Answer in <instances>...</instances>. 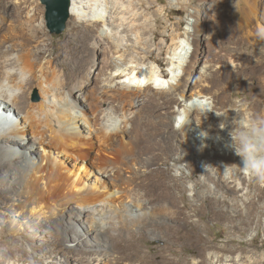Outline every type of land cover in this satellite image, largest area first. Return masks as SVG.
I'll return each mask as SVG.
<instances>
[{"label": "bare ground", "instance_id": "6f19581e", "mask_svg": "<svg viewBox=\"0 0 264 264\" xmlns=\"http://www.w3.org/2000/svg\"><path fill=\"white\" fill-rule=\"evenodd\" d=\"M10 2L11 0H7L5 4ZM77 2L78 0H72L71 17L75 26H82V46L75 44L67 51H64V47L63 50H56V47L55 50L51 49L48 43L30 47L33 42L39 40V34L45 30L42 23L39 26L19 28L16 34L9 36L8 45L0 43V199L4 200L2 196L5 191L9 194V198H16L17 194L12 184L18 186L22 183L28 188L31 184L38 183L43 173L56 180L59 185L67 181L72 183L75 189L64 186L65 191L61 196L63 204L71 205L74 202L72 208L77 218H81L82 214L87 212L89 218L86 222L98 236L103 238L98 237L96 242H89L77 232L76 239L82 240L78 246L80 241L72 239L74 243L69 244L62 236L59 237L55 241L56 246L52 255L57 257L56 253L61 254L65 262L78 257L76 264H221L219 262L225 257L224 253L234 252L235 248L226 244L221 249L224 253L213 251L210 253L212 258L206 257L205 250L210 243L204 234L207 226L202 223V218L203 216L222 218L229 222L236 220L239 215L229 209L231 207L229 195L223 191L219 194V190L222 187L233 189L232 183L242 185L247 173L256 175V178L260 177L256 174L258 170L262 172L261 177L264 178V112H259L254 105L242 110V114L228 108L227 103L222 99L226 90L215 79L226 70L224 61L203 65L200 68L203 75L197 79L196 71L203 39L201 31L196 27L195 48L189 62L183 67L184 75L177 85L172 84L169 90H162L157 89L153 84L142 86L141 80L137 85L121 80L124 77L131 79L136 68L131 67L128 72L126 70L113 72L118 67V60L114 55L112 60H101L102 66L97 64L101 59L99 53L103 48L116 51L118 45L111 41L107 31L103 32L98 26L101 22L107 23L103 13L95 17L94 22L90 24L79 23L82 13ZM13 3L19 5L20 2L14 0ZM99 7V9L103 8L102 5ZM201 14L203 15V9L198 5L196 16H202ZM155 33L157 37L158 33L156 31ZM237 36L251 39V43L254 44L264 40L257 31H242ZM67 41L72 43L70 38ZM180 45L182 43L176 46L175 51ZM214 45L217 49L221 48L218 42H214ZM235 49L233 46L230 51L228 50L227 58L233 71L240 74L244 63L240 61ZM47 52L51 59L56 53L59 56L61 53L68 56L67 60L72 64L71 80L67 78L68 71L65 77L51 74L49 59H46ZM255 55H260L259 61L264 62V45L260 47L259 44L257 50L254 48L245 52L250 62L255 60ZM146 57L148 60L158 61L152 52ZM146 73L150 79L157 76L152 69L147 70ZM137 77L134 75L133 78ZM34 82L41 89L42 101L39 103L31 101L29 97ZM255 83V81L248 82L246 89L250 92H247L246 97L249 96L248 99L252 98V100L256 98L260 102V97L264 94V84L258 86ZM79 91L82 100L79 96L77 98ZM106 94L115 98L112 104L110 101L107 105L109 100L104 98ZM179 95L184 99H180ZM206 95H210L213 100L209 107L190 104L191 98ZM83 101L95 108L93 115H89L88 106ZM173 102H176L179 109L175 106L171 109L170 105ZM104 103L106 106L100 108L99 106ZM149 107H157L158 110L154 113L155 110L152 109L147 113ZM181 109L186 112V116L177 129L174 124ZM225 117L236 118L227 125ZM81 120L88 131L84 132L83 126L79 124ZM112 120L113 122L110 123ZM143 120L155 129L148 131L150 132L148 135L139 133L136 142L141 143L153 136L160 137L158 141L152 143L154 152L150 151V155L143 158L145 163H141L145 164V178L140 181L143 189L129 191L125 187L124 190H120L122 185L118 186L119 190L115 192L116 199H113L114 195H104L101 190L91 191L86 188L78 178L77 172H74L70 179L55 165L52 166L48 162H32L31 153L28 152V148L34 147L35 144H40L41 147L50 145L58 150L57 156H74L77 160L82 156L81 158H90L93 161L91 152L96 146L92 142L93 134L97 136L99 145L103 148L108 146L106 144L109 141L127 134L131 124L137 123L144 127ZM136 132L138 134V131ZM179 134L185 137L184 142L190 148H197L196 150L200 151L195 160L203 164L206 179H211L208 172L218 175L214 182L216 190L214 193L208 194L203 183L197 181L195 185L198 186V191L193 197L187 196L186 177L195 178L200 165L195 167L194 163L185 157V149L176 147L175 139ZM85 147L92 149L89 151L84 149ZM143 148L134 153L136 154L134 156L144 153ZM102 153L101 151L100 155L97 153V160L93 162L100 170L98 181L104 183L105 187L109 183L108 178L114 183L112 180L123 173H120L123 170L122 162L127 163L128 157L126 156V161H122L121 152H114L111 156H104ZM42 155H45V152ZM200 155H204L207 160L204 161ZM171 159L176 162L186 161L190 171L186 174L185 167L174 168L169 163ZM135 161L139 163L138 160ZM88 168L93 169L89 164ZM220 181L223 182L222 185ZM59 185L58 187L62 186ZM58 187L55 191L60 194ZM242 191H244L243 186L239 187L238 192ZM257 194L259 198L264 199V186L259 187ZM198 200L202 203H198ZM245 207L247 221L256 219L258 203L252 202ZM43 208H34V213L42 219L48 213L45 214L47 210ZM194 215L200 218L193 219ZM64 226V224L60 226V231L63 236H67ZM233 226L235 225L232 224L231 228ZM228 239L230 242L234 241L233 237ZM144 241L152 244L149 250L144 249L142 244ZM8 251L0 249V264H5L6 258L10 256ZM186 252L199 256L200 259L192 261ZM229 258L231 264H240L242 259L241 256ZM20 259H25V256L20 255L15 264H19ZM256 263V261L251 262V264ZM39 264H45L44 260H40ZM53 264L61 263L54 261Z\"/></svg>", "mask_w": 264, "mask_h": 264}, {"label": "rangeland", "instance_id": "374dc122", "mask_svg": "<svg viewBox=\"0 0 264 264\" xmlns=\"http://www.w3.org/2000/svg\"><path fill=\"white\" fill-rule=\"evenodd\" d=\"M6 1L7 0H3L0 2V43L8 45L10 42L9 36L16 34L19 28L23 29L29 26H39L40 23H42L45 30L39 34V40L33 42L30 47L34 48L40 43H48L51 49L54 48L55 50L56 47V50H63L64 47V51H67V49L74 47L75 44H80V46L83 45L81 39L83 36V32H81L82 26H75L74 19L71 16L63 32L52 33L47 27L45 20L46 8L40 0H19V5L14 4V0H11V2L6 5ZM77 4L82 13L79 18V23L90 24L94 22L95 17L103 13L107 23L104 24L101 22L98 26L103 32L107 31L111 41L118 45L116 51H109L108 48H103V51L99 53L101 59L97 64L99 63V65L102 66L103 64L100 63L101 60H112V56L114 55L118 60V67L116 70L114 69L113 72H120L122 70L128 72L129 68H136L134 69L135 73L132 75L131 79L124 77L121 80L136 85L137 82L141 80L140 83L142 86L153 84L157 89L159 88L162 90H169L172 84L177 85L184 75L183 67L189 62L195 48L194 33L196 27L201 31V38L203 39V43L201 44V55L196 71L197 79L203 75L202 70H200L203 65L215 63L216 61H224L226 70L221 73L223 75L220 74L216 76L215 79L216 82L226 90L222 99L227 103L228 108L234 109L239 114H242V110L254 105L259 112H264V94L260 97V102H258L256 98L252 100V98L248 99L249 96L246 97L247 92H250V90L246 89L248 82L255 81V85L257 84L258 86L264 84V62L261 60L259 61L258 58L260 55H255V60L252 62L245 56L246 51H252L254 48L257 50L259 44L260 47L264 45V40H261L262 43H260V41L259 44H254L251 43V39L237 36L239 33H242V31H257L260 36L264 37V0H78ZM99 5H102L104 9H99ZM198 5L203 9L202 16H196V7ZM210 7L211 9H209ZM107 18H109L108 21ZM155 31L158 33L157 37ZM68 38L72 40V43L71 41H67ZM214 42H218L221 48L217 49ZM181 43L182 45L175 51L176 46ZM160 44L163 46H160ZM233 46L236 48L235 50L240 61L244 63L240 74L233 71L227 58V52L228 50L230 51ZM151 52L158 58V61L147 59L146 56ZM64 53L61 54L64 56ZM48 54L49 52L46 54V59H49L48 64L51 74H58L65 77V73L68 71L69 74L67 78L71 80L72 64H70V60H67L68 56L63 57L61 54L59 56V54L56 53L57 55L55 54V57L53 56L51 59ZM90 59L91 58H89V60ZM149 69L155 71L157 76L150 79L146 75ZM134 75L138 77L133 78ZM39 87L40 86L34 82L29 91L30 100L33 102L39 103L42 101L41 89ZM78 96L79 99L82 100L80 91L77 93V98ZM104 98L109 100L107 101V105L110 101L112 104L115 99L108 94H106ZM179 98L184 99L180 95ZM189 101L190 104H196L200 107H209L213 102L210 95L202 97L195 96ZM84 103L88 106L89 115H93L95 113H93V111H96L95 108L86 102ZM105 106L106 103L99 107ZM170 106L171 109L175 107L179 109L176 102H173ZM147 109V113L152 109L155 110L153 111L154 113L158 110L157 107H149ZM145 116L147 115L145 114ZM185 116L186 112L183 109L179 110V115L174 124L175 128H179ZM235 118L228 119L225 117L224 119L227 121V125H229ZM112 122L113 120L110 121V123ZM145 123L146 121L143 120L144 127L142 125L141 127L140 124L137 123L138 127L135 123L131 124L127 134H122L120 137L118 136L119 138L116 137L111 142L109 141L108 144H106L108 146L103 148L99 145L97 136L93 134L92 142L96 145L94 146L95 151L93 150L91 152V159L94 158L93 161L97 160L96 156L100 151L101 153L103 152L102 155L104 156H111L114 152H121L122 161H126L127 157L130 158L132 156L130 159L127 158V163L122 162L123 170H120V173H123L121 175L119 174L118 178L112 180L114 183L108 178L109 183H107L105 187L104 183L98 181L101 175L99 174L100 170L97 164L90 160V158H81V156L77 160L74 156H57L58 150L54 147L50 145H43L41 147L40 144L29 147L28 152L31 153L32 162H48L52 166L55 165L62 173L66 174L64 176L70 179L71 176L74 175V172H77L78 178L82 180V184H84L86 188H89L91 191L96 189L101 190L104 195H114L113 199H116L117 193L115 194V192L119 190L121 185L122 187L120 190H124L125 187L129 191H140L143 189V185L141 186L142 182H140L141 179L145 178V164L142 165L145 163V160H143V158L145 159L152 151L154 152V148L151 147L152 143L158 141V138H160L159 136L154 137L152 135L153 138H150L151 140L145 139L141 143H137L136 137L140 135L139 133H141V135H146L147 133L148 135L150 133L148 131L155 129L153 126H149ZM79 124H81V127L83 126L84 132L88 131V128L84 126L82 120ZM136 131H138V134ZM31 138L33 137L31 136ZM176 139L175 145L177 148L185 149V157L190 162L194 163L193 165L195 167L200 165V167H198V175L195 178L186 177V184L188 186L187 196L193 197L195 192L198 191V186L195 185L197 181L203 183L208 194L214 193L216 191L214 182L217 180L218 175L215 176L213 173L208 172L207 174L211 179H206L205 168L202 167L203 164L195 160L200 151H197V148H190V146L184 142L186 139L182 134L177 135ZM135 143H137V145H134ZM128 146L130 148H128ZM141 147H144V153L135 157L136 154L134 153ZM41 148L43 150H41ZM84 149L88 148L85 147ZM91 149L88 150L90 151ZM127 150L128 152L131 150L129 153H132V155H130ZM43 151L45 155H42V153H44ZM200 157L203 158L204 161L207 160L204 155H200ZM135 159L138 160L139 163L135 161ZM131 160L133 162H131ZM169 163L176 169L180 166L185 167L186 174L190 171L189 167L186 166V161L176 162L171 159ZM88 164L93 168L92 170H89ZM79 166L81 167L80 169ZM130 166L132 168H130ZM128 168L131 171H129ZM84 171H86V173ZM261 173L262 172L259 170L257 171L256 174L260 176L257 178L256 175L247 173L242 185L232 183L233 189L229 190L222 187L219 190V194L224 192L229 195L228 200L231 203L229 209L232 210L233 213L239 215V217L229 222L222 218L214 219L203 216L202 223H205L207 226L204 234L210 243V246L205 250L206 257L212 258L210 253L213 251H221V253H224L221 249L224 245L228 244L230 247H233V249L235 248L234 252H225V257H223L219 263L231 264L232 262L229 260L230 256H241L242 259L240 264H251L253 261H256V264H264V199L259 198L257 194L259 187L264 186V178L261 177ZM41 176L43 177L39 179L40 181L38 180V183L36 182L30 185L31 188L30 186L27 188L22 183L18 186L12 184L11 186L18 197L16 196L14 199L11 197L9 198V194L5 191L2 196L4 200L0 199V249L10 251H8L10 256L6 258L5 264H15L20 255L25 256V259H20L19 264H39L40 260H44L45 264H53L54 261H59L61 264H76L78 257L65 262V258L61 254L56 253L57 257L52 255L56 246L55 241L59 237L62 236L65 242L69 244L74 243L73 240L80 241L79 245L77 244L78 246H80L82 240L76 239L77 232L83 235L84 239L89 242H96L98 237L101 239L103 238L100 235L98 236L86 222V219L89 218L87 212L82 214L81 218H77L72 208L75 205L74 202L71 205L63 204L61 196L63 195L62 192L64 193L65 191L64 186H71V189H75L74 185L67 181L63 184L61 183L60 185L62 186H60L57 184L56 180L49 178L46 173H43V175L41 174ZM8 180L11 181V179ZM118 181L119 183L117 184ZM220 183L221 185L223 184L222 181H220ZM55 185L57 187L58 185L60 186L58 187L60 194L55 191V188H57L54 187ZM93 185L95 187H93ZM241 186L244 187V191L238 192ZM197 202L200 204L202 203L201 200ZM252 202H257L259 205L257 216L253 221H247L245 217L247 216V209L245 206L250 205ZM35 207L37 209L44 207L43 209L45 211L47 210L45 214L48 212L46 214V216H48H45L44 219L37 217L34 213ZM53 212L57 213L54 214ZM199 218V216H193V219ZM63 224L66 226L65 232L67 236H63L60 231V226ZM232 224L235 226L231 228ZM228 237H233L234 241L230 242ZM142 244L145 250H149V246L152 245L146 241ZM186 253L188 254V252ZM188 256L192 261L198 258L200 259L199 256H194L191 253H189Z\"/></svg>", "mask_w": 264, "mask_h": 264}, {"label": "water", "instance_id": "95a60500", "mask_svg": "<svg viewBox=\"0 0 264 264\" xmlns=\"http://www.w3.org/2000/svg\"><path fill=\"white\" fill-rule=\"evenodd\" d=\"M45 6V20L52 33H61L71 16L72 0H40Z\"/></svg>", "mask_w": 264, "mask_h": 264}]
</instances>
